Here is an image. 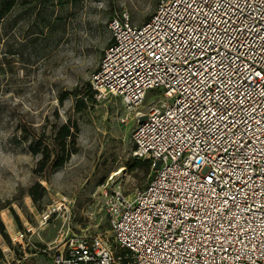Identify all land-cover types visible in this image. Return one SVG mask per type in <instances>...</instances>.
Returning <instances> with one entry per match:
<instances>
[{
  "label": "built area",
  "instance_id": "1",
  "mask_svg": "<svg viewBox=\"0 0 264 264\" xmlns=\"http://www.w3.org/2000/svg\"><path fill=\"white\" fill-rule=\"evenodd\" d=\"M157 8L112 17L90 81L134 120L150 180L131 195L103 183L110 235L62 230L51 264H264V0ZM0 264L21 260L3 249Z\"/></svg>",
  "mask_w": 264,
  "mask_h": 264
},
{
  "label": "rangeland",
  "instance_id": "2",
  "mask_svg": "<svg viewBox=\"0 0 264 264\" xmlns=\"http://www.w3.org/2000/svg\"><path fill=\"white\" fill-rule=\"evenodd\" d=\"M8 1L0 0V11ZM160 2L15 0L4 13L0 151L13 158L0 159V254L9 249L21 264H51L49 248L62 230L110 235L103 183L128 195L146 187L149 161L132 169L134 120L121 124L127 110L115 98H97L90 81L111 42L112 17L129 15L131 24H146ZM157 93L148 92L149 99ZM68 122L79 129L75 143L70 139L72 154L61 167L37 174L45 146L49 164L56 158L55 133ZM38 140L41 152L34 154ZM36 183L46 190L38 201L30 195ZM19 231L25 236L20 242Z\"/></svg>",
  "mask_w": 264,
  "mask_h": 264
},
{
  "label": "trees",
  "instance_id": "3",
  "mask_svg": "<svg viewBox=\"0 0 264 264\" xmlns=\"http://www.w3.org/2000/svg\"><path fill=\"white\" fill-rule=\"evenodd\" d=\"M14 2L15 0H10L7 2L6 7H4L0 11V20L3 19L4 13L8 10V8H10L13 5ZM90 88L91 90H93L91 84H90ZM93 92L95 93L94 90ZM78 130H79L78 125L76 123H71V122L62 124L58 127L55 133V138H54L56 143L58 144L57 145L59 149L58 154L56 158L51 162V164H49V162L51 161V151L49 150L48 146H45L44 151L42 152V157L39 160L37 168H36L37 174L41 175L44 172V170L48 167H50L51 169H56L62 166L65 160L68 159L73 152L70 149V139L72 140L73 143H75L76 134ZM40 146H41V140H38L36 144L34 145V147L32 148V151L34 152V154H38L41 152ZM144 163H147V162L134 159L132 169H135ZM150 164H149V167H150ZM45 191L46 190L41 186L40 183H36L31 188L30 195L34 201H38L43 197Z\"/></svg>",
  "mask_w": 264,
  "mask_h": 264
},
{
  "label": "clouds",
  "instance_id": "4",
  "mask_svg": "<svg viewBox=\"0 0 264 264\" xmlns=\"http://www.w3.org/2000/svg\"><path fill=\"white\" fill-rule=\"evenodd\" d=\"M12 154L11 153H4L3 151H0V159H3V160H10L12 159ZM20 159L22 160H26L27 158L26 157H21Z\"/></svg>",
  "mask_w": 264,
  "mask_h": 264
}]
</instances>
